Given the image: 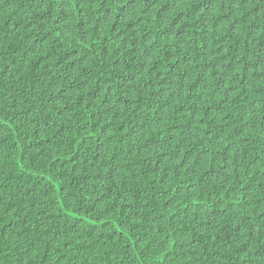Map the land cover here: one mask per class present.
I'll return each mask as SVG.
<instances>
[{
  "label": "trees",
  "instance_id": "trees-1",
  "mask_svg": "<svg viewBox=\"0 0 264 264\" xmlns=\"http://www.w3.org/2000/svg\"><path fill=\"white\" fill-rule=\"evenodd\" d=\"M0 264H264V0H0Z\"/></svg>",
  "mask_w": 264,
  "mask_h": 264
}]
</instances>
